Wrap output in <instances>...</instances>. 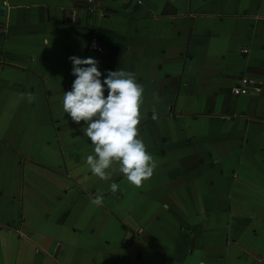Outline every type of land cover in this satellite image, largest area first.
Instances as JSON below:
<instances>
[{
    "label": "crops",
    "instance_id": "0c3cea01",
    "mask_svg": "<svg viewBox=\"0 0 264 264\" xmlns=\"http://www.w3.org/2000/svg\"><path fill=\"white\" fill-rule=\"evenodd\" d=\"M139 1L0 0V264H264V0ZM70 56L144 85L143 187L92 174Z\"/></svg>",
    "mask_w": 264,
    "mask_h": 264
},
{
    "label": "clouds",
    "instance_id": "9594fccd",
    "mask_svg": "<svg viewBox=\"0 0 264 264\" xmlns=\"http://www.w3.org/2000/svg\"><path fill=\"white\" fill-rule=\"evenodd\" d=\"M69 60L76 79L72 89L64 93L63 110L75 123L83 121L87 125L82 131L94 145L95 155H89L86 160L92 174L107 181L118 172L130 184L143 187L157 167L140 134L139 126L144 116L141 111L145 103L144 85L137 82L133 72L123 69L108 70L102 82L96 59L70 56ZM152 96L154 100L159 99L155 92ZM26 98L29 103L36 99L33 93H28ZM157 118L153 107L152 119ZM118 188L116 183L110 185L113 194ZM103 202L102 193L92 200L96 206H102Z\"/></svg>",
    "mask_w": 264,
    "mask_h": 264
},
{
    "label": "built area",
    "instance_id": "2783aa9c",
    "mask_svg": "<svg viewBox=\"0 0 264 264\" xmlns=\"http://www.w3.org/2000/svg\"><path fill=\"white\" fill-rule=\"evenodd\" d=\"M87 1L90 2L94 0H87ZM128 1L131 2L132 0H128ZM139 3H140L139 0H135V4H139ZM87 48L90 50H95L97 52L101 51V48L97 45V42L93 37L88 40ZM241 51L246 52V49L242 48ZM231 90L234 94H239V93L245 94L249 92L255 93L259 90V85L255 81L249 78L240 77L239 80L237 81V84L232 86Z\"/></svg>",
    "mask_w": 264,
    "mask_h": 264
},
{
    "label": "rangeland",
    "instance_id": "374dc122",
    "mask_svg": "<svg viewBox=\"0 0 264 264\" xmlns=\"http://www.w3.org/2000/svg\"><path fill=\"white\" fill-rule=\"evenodd\" d=\"M228 11H230V9L228 10ZM241 33H242V31H241ZM241 51V50H240ZM242 52V51H241ZM242 53H244V52H242ZM226 62V61H225ZM243 77V76H242ZM240 78V77H239ZM239 80V79H238ZM237 84V81L234 83V85H236ZM233 85V86H234ZM259 90H260V85H259ZM259 90L257 91V92H255V93H258L259 92ZM246 94V93H245ZM200 104H201V108H202V100L200 101Z\"/></svg>",
    "mask_w": 264,
    "mask_h": 264
}]
</instances>
